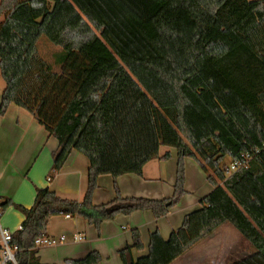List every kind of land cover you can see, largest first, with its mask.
<instances>
[{"label":"trees","instance_id":"1","mask_svg":"<svg viewBox=\"0 0 264 264\" xmlns=\"http://www.w3.org/2000/svg\"><path fill=\"white\" fill-rule=\"evenodd\" d=\"M46 37L62 48L58 73L39 54ZM0 105L32 114L58 141L49 179L73 151L90 162L82 202L38 189L30 209L10 199L25 220L12 234L18 264H45L37 241L52 217H84L97 229L135 212L169 214L187 194V158L213 190L165 240L150 234L146 256L138 230L119 252L123 264H172L224 224L254 253L234 264H264V0H1ZM176 149L174 195L124 198L96 206L101 176L143 175L151 161ZM230 157L233 173L223 164ZM99 252L66 264H99Z\"/></svg>","mask_w":264,"mask_h":264},{"label":"crops","instance_id":"2","mask_svg":"<svg viewBox=\"0 0 264 264\" xmlns=\"http://www.w3.org/2000/svg\"><path fill=\"white\" fill-rule=\"evenodd\" d=\"M5 88L0 72V105ZM58 148V141L49 136L32 114L11 105L8 112L0 116V204L4 199H10L15 205L30 209L35 202L37 190L43 188L55 191L60 198L82 202L88 188L90 162L83 154L73 151L62 170L50 180L53 156ZM167 153L171 155L169 160L149 162L144 167L142 176L127 174L117 179L101 176L93 196L94 205L109 203L116 198L118 192L124 198H171L176 182L178 152L173 148H161V156ZM187 161L186 159L187 194L178 204L179 209L171 210L167 216L158 220L149 211L119 215L113 220L104 221L99 229L84 217H52L48 224L49 237L37 246L41 262L66 264L67 260L83 259L89 253L97 251L102 256L99 264H123L119 252L132 243L134 230L140 232L144 250H135L133 257L138 260L146 256L152 232L158 230L167 240L174 230L181 227L185 216L200 207L201 196L190 205L185 203L190 194L187 187ZM172 173L174 180L170 177ZM212 190L211 186L210 192ZM24 220V214L11 207L0 212V229L13 234L21 228ZM235 230L230 224L222 225L213 235L172 264H234V256L241 254L234 239L247 241ZM225 258L224 263L222 260Z\"/></svg>","mask_w":264,"mask_h":264},{"label":"rangeland","instance_id":"3","mask_svg":"<svg viewBox=\"0 0 264 264\" xmlns=\"http://www.w3.org/2000/svg\"><path fill=\"white\" fill-rule=\"evenodd\" d=\"M1 1V0H0ZM255 1V0H254ZM38 51L40 56L49 64H51L56 72H60V66L56 64V56L61 53L62 48L52 44L46 37H42L38 42ZM165 149V147H162ZM168 148V147H167ZM187 162L189 163L187 166V180H188V190L190 192L189 196H187L185 203L190 205L192 201L199 196L204 197L210 192L211 185L206 180V174L201 169L199 164L191 158H187ZM223 164L229 169L230 173L234 172L235 166L230 157H226L223 161ZM176 165V161H175ZM174 180V174L170 175ZM173 188V187H172ZM179 205L172 209V211H176L179 209ZM198 208V207H197ZM193 209V211L197 210ZM192 211V212H193ZM231 226V225H230ZM236 231V230H235ZM237 232V231H236ZM238 233V232H237ZM234 242L238 244L237 248L241 250V254H236L234 257V262L241 260V258L245 256H249L254 253L252 246L247 241H241L238 239H234ZM236 260V261H235ZM224 263L226 262V258L222 260ZM233 262V263H234Z\"/></svg>","mask_w":264,"mask_h":264},{"label":"built area","instance_id":"4","mask_svg":"<svg viewBox=\"0 0 264 264\" xmlns=\"http://www.w3.org/2000/svg\"><path fill=\"white\" fill-rule=\"evenodd\" d=\"M0 236V264H18L15 251L10 245L12 233L5 229H0ZM41 243H43V240H38L37 246Z\"/></svg>","mask_w":264,"mask_h":264}]
</instances>
